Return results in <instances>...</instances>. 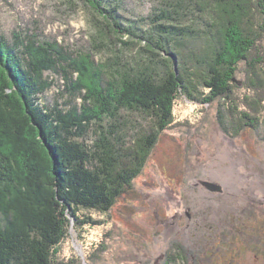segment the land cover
<instances>
[{"label":"trees","instance_id":"obj_1","mask_svg":"<svg viewBox=\"0 0 264 264\" xmlns=\"http://www.w3.org/2000/svg\"><path fill=\"white\" fill-rule=\"evenodd\" d=\"M81 2L92 50L106 57L91 63L89 88L82 59L92 52H71L38 28L0 32V264H52L67 216L79 227L81 210L106 213L128 191L152 149L132 144L128 115L169 121L177 96L194 100L201 87L206 103L229 100L239 62L247 86L264 88V0H157L138 17L124 0ZM60 76L68 96L51 104Z\"/></svg>","mask_w":264,"mask_h":264},{"label":"rangeland","instance_id":"obj_2","mask_svg":"<svg viewBox=\"0 0 264 264\" xmlns=\"http://www.w3.org/2000/svg\"><path fill=\"white\" fill-rule=\"evenodd\" d=\"M124 3L137 17L158 4ZM92 21L81 0H0V32L7 37L38 28L71 52H92L82 59L88 88L89 81L97 83L91 63L106 60L92 50ZM236 72L229 100L206 103L202 92L210 90L201 87L194 100L177 96L169 121L128 115L132 144L152 149L108 212L81 210L79 227L66 217L69 230L52 264H264V88L247 86L243 62ZM51 81L46 100L53 104L58 95L68 96V86L61 76Z\"/></svg>","mask_w":264,"mask_h":264},{"label":"water","instance_id":"obj_3","mask_svg":"<svg viewBox=\"0 0 264 264\" xmlns=\"http://www.w3.org/2000/svg\"><path fill=\"white\" fill-rule=\"evenodd\" d=\"M210 188H213V187L210 186ZM215 189H216V188H215Z\"/></svg>","mask_w":264,"mask_h":264},{"label":"bare ground","instance_id":"obj_4","mask_svg":"<svg viewBox=\"0 0 264 264\" xmlns=\"http://www.w3.org/2000/svg\"><path fill=\"white\" fill-rule=\"evenodd\" d=\"M251 112V111H250Z\"/></svg>","mask_w":264,"mask_h":264}]
</instances>
